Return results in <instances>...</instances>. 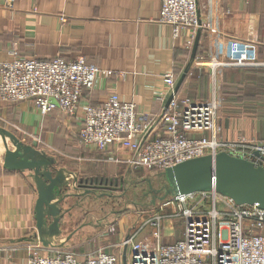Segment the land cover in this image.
<instances>
[{
    "label": "crops",
    "instance_id": "crops-1",
    "mask_svg": "<svg viewBox=\"0 0 264 264\" xmlns=\"http://www.w3.org/2000/svg\"><path fill=\"white\" fill-rule=\"evenodd\" d=\"M160 6V0H0V65L14 60V51L39 59L85 56L111 75L98 79L94 89L83 94L81 103L98 106L115 92L123 102H135L139 111L152 114L166 105L167 99H162L166 73L173 72L178 82L188 66L203 67L206 76L215 78L210 94L223 104L219 111L221 136L264 142V0H220L216 11L208 0H200L203 27L195 53L186 44L189 30L174 39L173 27L159 21ZM212 58L225 62L216 69L215 77L211 67L200 63ZM187 76L188 72L178 91L183 97L185 84L192 81ZM64 115L56 110L43 116L30 101L0 103L1 127L14 125L27 133V137L15 134L26 144L36 141L38 150L56 160V170L71 177L70 186L62 191L69 194L61 204L65 210L62 223L66 224L70 193L72 189L81 191L76 187V174L99 176L111 183L130 173L116 161L128 156L126 150L112 146L100 151L94 145L71 144L65 129H80L82 112L75 117ZM61 127L63 137L53 145V134ZM42 135L44 145L37 139ZM52 148L63 156L52 153ZM5 151L0 154V264H27L30 245H41L45 253L70 249L73 238L69 227L63 234L65 229L60 226L62 235L54 240L57 248L39 240L35 217L38 193L32 173L8 170ZM71 156L75 163L68 160ZM138 210L140 213L137 209L124 213L125 217L100 228L95 249L76 253L83 258L104 249L124 255L126 250L120 246L124 237L158 207ZM150 232L151 228H145L139 238ZM183 234V220L166 221L164 242L180 240ZM88 239L84 236L81 240Z\"/></svg>",
    "mask_w": 264,
    "mask_h": 264
},
{
    "label": "built area",
    "instance_id": "built-area-1",
    "mask_svg": "<svg viewBox=\"0 0 264 264\" xmlns=\"http://www.w3.org/2000/svg\"><path fill=\"white\" fill-rule=\"evenodd\" d=\"M219 1L208 0L211 10L218 9ZM160 2L159 21L173 27L174 39L189 30L186 44L192 49L203 27L200 0ZM14 54V60L0 65V103L30 101L43 116L61 110L75 117L81 110L80 143L100 151L112 146L126 150L128 156L116 161L128 170L163 174L186 160L220 152L264 166V142L223 138L215 94L208 100L180 96L175 92L173 72L164 75L162 99L173 98L161 112L152 114L139 111L135 102H123L115 92L98 106L81 103L83 94L94 89L98 79L111 75L85 56L68 60ZM200 63L211 67L214 77L216 69L225 64L215 58ZM173 219L183 220V238L166 243L163 229L166 221ZM145 228L151 232L139 238ZM120 246L126 250V259L129 254V264H264V209L256 204L237 205L214 190L170 196L158 211L133 226ZM43 250L39 244L30 245L27 264H122L123 260L122 253L104 249L83 258L71 249Z\"/></svg>",
    "mask_w": 264,
    "mask_h": 264
},
{
    "label": "water",
    "instance_id": "water-1",
    "mask_svg": "<svg viewBox=\"0 0 264 264\" xmlns=\"http://www.w3.org/2000/svg\"><path fill=\"white\" fill-rule=\"evenodd\" d=\"M199 36L200 32L196 36L193 53L197 49ZM188 68L177 82L176 93L186 78ZM172 98L173 95L167 100L166 106ZM0 135L6 146L4 166L10 171H31L35 181L38 193L35 217L39 240L46 246H58L54 240L62 235L60 226L65 216L61 204L69 196L63 195L62 191L70 186L71 177L64 170H56V160L38 150L36 141L32 145L26 144L1 126ZM7 139L13 143V150L6 144ZM162 175L167 182L163 188L153 190L149 183L150 190L160 201L170 196L214 190L237 205L256 204L264 209V166H257L243 157L227 152L208 154L181 162L166 169ZM122 263L127 264L126 253Z\"/></svg>",
    "mask_w": 264,
    "mask_h": 264
},
{
    "label": "rangeland",
    "instance_id": "rangeland-1",
    "mask_svg": "<svg viewBox=\"0 0 264 264\" xmlns=\"http://www.w3.org/2000/svg\"><path fill=\"white\" fill-rule=\"evenodd\" d=\"M189 61H191V59ZM189 68L187 78L190 77L192 81L185 84L186 93L183 95L190 98L208 100L211 95V85L214 83L215 78L206 76L203 67H193L190 65ZM219 90L223 93L222 89ZM221 106H223V104L220 102L219 111L222 109ZM70 128V130L73 131H70L68 128L65 129L68 133V137L66 138L70 140L71 144H75L76 146L82 145L79 141V127L77 129ZM7 129L14 134L16 133L20 137L28 136L27 133L20 131V129L14 125L8 126ZM62 129L64 128L61 127L58 134H53V145L61 141V138L63 137ZM41 138H43V135L40 137L37 136L38 141H41V143H43L42 145H44V141L41 140ZM6 144H8L9 147H14L9 139L6 140ZM5 149V143L0 135V154ZM52 153H56L60 158L63 156L61 152L54 151L53 148ZM68 160L73 163L76 161L74 156L69 157ZM127 171L130 174H127V176L122 179H118V190L99 187L100 181H104V178L99 176H89L85 173H78V175H75L76 187L81 191L79 193V191L72 189L73 191L70 193V201L68 202V210L70 209V212L66 216L67 223H61L63 231L65 229L63 234L67 233L66 229L68 227L70 228L69 231H72L73 239L70 240L68 245L71 250L80 254L87 253V251L96 248L95 234H97L100 228L103 229L110 226L111 223L118 221L119 218L121 219V217H125V214H132L136 209L138 211V208L146 210L151 207H159L162 201H160L158 197H155L153 192L151 193L149 183L152 184L153 190H159L167 184L165 177H163L161 173L153 170L142 169ZM89 180L93 181L95 187L86 186V184H90L87 182ZM95 180H98V182H94ZM79 184H83L84 186H79ZM161 194L163 193H160V195ZM124 223L129 224V220H124ZM84 236H88L89 239L87 241H82L81 239ZM127 257V264H129V254Z\"/></svg>",
    "mask_w": 264,
    "mask_h": 264
},
{
    "label": "flooded vegetation",
    "instance_id": "flooded-vegetation-1",
    "mask_svg": "<svg viewBox=\"0 0 264 264\" xmlns=\"http://www.w3.org/2000/svg\"><path fill=\"white\" fill-rule=\"evenodd\" d=\"M87 182H89L90 184H88V185L86 184V186H88V187H95L92 180L91 181L89 180ZM87 182H85V183H87ZM107 183H109V182H107ZM118 184H119L118 181L111 182L109 188H111V189H114L115 188V190H118L119 189ZM79 186H82L83 187L84 185L83 184H81V185L79 184ZM151 193H152V191H151Z\"/></svg>",
    "mask_w": 264,
    "mask_h": 264
},
{
    "label": "trees",
    "instance_id": "trees-1",
    "mask_svg": "<svg viewBox=\"0 0 264 264\" xmlns=\"http://www.w3.org/2000/svg\"><path fill=\"white\" fill-rule=\"evenodd\" d=\"M163 176V175H162ZM164 177V176H163ZM94 182H98V180L96 181H94ZM105 185H104V184ZM103 186V187H102ZM109 186H110V182L109 183H107L105 180L102 182V181H100V185H99V187H101V188H105V189H111V188H109ZM115 189V188H114Z\"/></svg>",
    "mask_w": 264,
    "mask_h": 264
}]
</instances>
